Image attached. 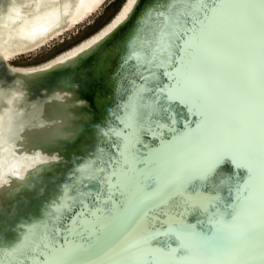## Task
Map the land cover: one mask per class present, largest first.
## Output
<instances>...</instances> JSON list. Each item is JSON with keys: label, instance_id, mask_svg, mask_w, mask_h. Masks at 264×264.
<instances>
[{"label": "snow or ice", "instance_id": "obj_1", "mask_svg": "<svg viewBox=\"0 0 264 264\" xmlns=\"http://www.w3.org/2000/svg\"><path fill=\"white\" fill-rule=\"evenodd\" d=\"M127 27L91 143L37 204L0 192V264H264V0Z\"/></svg>", "mask_w": 264, "mask_h": 264}, {"label": "bare ground", "instance_id": "obj_2", "mask_svg": "<svg viewBox=\"0 0 264 264\" xmlns=\"http://www.w3.org/2000/svg\"><path fill=\"white\" fill-rule=\"evenodd\" d=\"M111 1L0 0V52L5 55L6 59V62L1 63L0 66H4L7 71L14 74L43 72L57 67L63 62H69L81 53L91 50L104 40L131 11L133 5H129L128 0L93 33L67 48L34 64H12L20 58L34 56L54 44L69 40L71 35H76L82 27L90 25L97 16H100L104 7ZM125 9H128V11L126 12ZM127 31L128 27L118 33L108 50V65L111 67L114 65V57L117 54L115 45ZM86 67H84V70ZM97 67L100 68L97 74L105 76L107 70L102 71L100 65H97ZM90 75L95 77L92 73ZM108 79L107 81H109ZM49 93L50 95L48 94L46 100L41 99L39 102L36 99L27 98L26 100H29V102L25 101L21 108H15L21 114L10 117L11 125L7 126L5 131H3V128L0 129V133L5 135V139L0 146L1 153H11L8 156V163L4 165V167L9 166V168H5L6 173L3 170V165L0 166V187L8 185L10 182V179H6L5 174L23 178L29 172V169H35V172H38L41 168L52 173L55 170L52 166L57 165L59 162L67 161L69 163L72 161V158L64 154L63 146L56 141V136L60 135L64 128L70 125V121L58 105L61 103L64 106L75 104L74 95L69 90L64 91V89L53 88V86L49 87ZM98 93L103 101L106 96H103L102 87L98 89ZM55 96L58 98L56 101ZM110 102H112V99ZM82 103L81 105L84 104ZM91 104L94 106L92 102ZM85 107L87 108L83 113L79 127L72 136L73 139L87 127L84 119H88L92 123V121H99L102 116V109L94 106L98 113L95 115L93 110L90 109L92 108L90 105L86 104ZM1 115L2 111H0ZM91 141L92 138L86 140V142L84 141L79 146L75 157ZM54 144L58 146L57 154L60 156L58 159L50 160L44 152L45 155L37 150L40 147L45 151H49ZM72 163L73 161L68 165L69 168L72 167Z\"/></svg>", "mask_w": 264, "mask_h": 264}, {"label": "water", "instance_id": "obj_3", "mask_svg": "<svg viewBox=\"0 0 264 264\" xmlns=\"http://www.w3.org/2000/svg\"><path fill=\"white\" fill-rule=\"evenodd\" d=\"M125 1L126 0L120 1L119 6L114 13L118 11L119 7L123 5ZM150 4L151 0H137V3L132 6L131 11L127 13L126 17H124V19L115 27V29L96 47L81 53L77 57L69 60V62H63L57 67L37 73L14 74L10 71H7L4 66H0V111H2V115L0 116V129L3 128V131H5L7 126L11 125L10 117H15V114H21L20 112L16 111L15 108H21L25 101L29 102V100H26L27 98L36 99L38 102L41 99L46 100L48 94L50 95V86H53V88L58 87L61 90L64 89V91L69 90L72 95L74 94L73 100L75 104L64 106L61 103L58 105L60 110L62 109L65 117L70 121V125L66 126L63 132L60 133L62 142L61 146H63L64 149H67L64 145L69 146L73 140L72 136L79 127L81 118H83V113L87 108L81 105V101H84V95L87 94L89 88L91 89L90 93L93 88H96L98 92V86L101 85L105 90L104 92L108 93L107 96L112 98L110 71L112 67L114 68L115 61L112 67H105L107 72L103 78L100 77V75L94 73L95 80L93 83L88 79L90 78L89 75L91 74L90 70H94V67L100 65L99 61L104 57L105 54L108 53V50L118 33H121L130 23V18L136 17L149 9ZM97 52L99 54L94 55V53ZM47 57L48 56H41L37 60H31L29 64L37 63L38 61H42ZM5 62V55L0 52V64ZM12 64L17 65L15 62ZM85 66L87 67L84 70ZM107 79L109 80L108 82ZM107 87L109 91H107ZM104 118L105 116H103L101 120L97 121V123H101ZM4 139L5 135L0 133V146ZM1 150L2 149L0 148V166L3 165V170L5 172V168H9V166L4 167V165L8 163V156L11 153H7L8 155L3 154L1 153ZM70 162H59L57 165L52 166L55 169L52 173L46 172V169L41 168L38 170V172H35V169H29V172L26 173L23 178L17 177L15 175L10 176L5 174L6 179H10V182L8 185L1 186L0 192L8 190L11 194V200L15 203H18L20 207L35 205L39 202L38 194L42 192L46 195L47 192L50 191L54 186V184L59 182L58 178H61L63 174L68 171V165ZM39 198L42 199V195H40Z\"/></svg>", "mask_w": 264, "mask_h": 264}, {"label": "rangeland", "instance_id": "obj_4", "mask_svg": "<svg viewBox=\"0 0 264 264\" xmlns=\"http://www.w3.org/2000/svg\"><path fill=\"white\" fill-rule=\"evenodd\" d=\"M121 0H112L109 4H107L104 9L102 10L100 16H97L90 25L88 26H84L80 29V31L75 35H71L69 40H65V41H61L60 43L54 44L51 47H49L48 49L43 50L41 53L39 54H35L34 56L31 57H25V58H20L19 60L15 61V63L17 65H22V64H29V62L31 60H37L39 57L41 56H52L53 54V50H55V54L65 48H67L68 46H70L71 44L77 42L78 40L88 36L89 34L93 33L96 29H98L104 22H106L115 12V10L117 9V7L119 6ZM47 57V58H48ZM40 62V61H38ZM100 70L99 67H94V70H92L90 73L94 74ZM100 75V74H98ZM90 78H88L90 80V82L93 83V81L95 80V77L90 75ZM100 77H104L103 75H100ZM108 82V81H107ZM98 89H101V85L98 86ZM111 87V86H110ZM107 91H109L108 87L106 88ZM90 88L89 91L87 92V94L84 95V101L82 100L81 102H83L82 104L84 106H86V104L92 108L93 112L95 115H97V111L96 108L102 109V116L100 118V120L102 119L103 116L106 115V108H108L112 102L111 99L109 98L107 95L108 93L104 92V88H102V93L103 96H106L104 98V103L101 100V98L99 97V94L97 92L96 88H93L91 93H90ZM90 93V94H89ZM74 95V94H73ZM90 95V97H89ZM55 101L58 100V98H56L55 96ZM91 102L94 104V106H92ZM82 119V118H81ZM84 123L87 124V127L84 128L79 134H77L74 139L71 141V143L69 144V146L64 145L67 149H64L63 147V152L65 155H67L69 158H72L71 160H74V157L76 155V153L78 152L79 146L86 140L93 138L96 135V129L93 127L94 125L98 124L97 122L92 121V123L90 122V120L88 119H84ZM60 138V139H59ZM56 141L60 144H62L61 142V137L60 135L56 136ZM37 150L40 153H43L45 156H47L50 160H55L58 159L60 156L59 154H57L58 151V146L54 144V146L51 147V149L49 151H45L43 149H41L40 147L37 148ZM42 154V155H43ZM18 168V167H17Z\"/></svg>", "mask_w": 264, "mask_h": 264}]
</instances>
